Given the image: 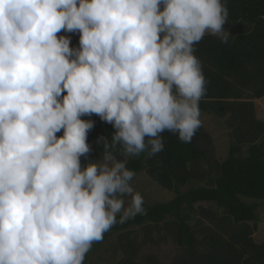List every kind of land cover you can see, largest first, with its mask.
Listing matches in <instances>:
<instances>
[{
  "label": "clouds",
  "instance_id": "1",
  "mask_svg": "<svg viewBox=\"0 0 264 264\" xmlns=\"http://www.w3.org/2000/svg\"><path fill=\"white\" fill-rule=\"evenodd\" d=\"M228 19L222 0H0V264H85L145 214L127 158L162 152L165 131L191 143L207 83L195 45L229 44ZM93 114L115 129L95 160Z\"/></svg>",
  "mask_w": 264,
  "mask_h": 264
},
{
  "label": "trees",
  "instance_id": "2",
  "mask_svg": "<svg viewBox=\"0 0 264 264\" xmlns=\"http://www.w3.org/2000/svg\"><path fill=\"white\" fill-rule=\"evenodd\" d=\"M229 10V22L242 25L243 30L232 37L229 44H221L211 35L195 45V55L202 61L206 78V95L200 101V111L226 119L235 139L226 160L219 165L214 178L204 187L191 188L184 193L178 189L192 180H203L198 170L202 162L210 163V138L201 127L191 143H183L177 134L161 133L164 150L154 156L142 152L129 157L127 167L136 174H146L168 191L176 190L169 202H160L145 208V214H137L125 223L112 227L123 231L144 223L159 224L167 217L174 219L176 245L193 249L196 238L190 222L195 215L208 218L198 203H211L224 210L234 224L239 226L254 222L250 231L237 232L230 241H220L218 235L210 238L212 250L205 254L192 252L176 258L173 264H264V244L256 245L251 235L257 229V204L242 199L264 200V124L256 121L250 103L233 101L242 98V90L264 95V0H222ZM79 46V45H78ZM95 121L87 142L92 145L90 159H99L102 145L96 143L101 136L111 138L115 129L99 116H82ZM60 132L58 135H62ZM259 141V142H258ZM248 145L247 155L241 157V145ZM82 165L87 161L81 158ZM132 183V181H131ZM119 219V218H118ZM233 235V234H232ZM221 250H224V254ZM218 256L219 259H214ZM130 257L118 264H132ZM146 264H158L151 258Z\"/></svg>",
  "mask_w": 264,
  "mask_h": 264
},
{
  "label": "rangeland",
  "instance_id": "3",
  "mask_svg": "<svg viewBox=\"0 0 264 264\" xmlns=\"http://www.w3.org/2000/svg\"><path fill=\"white\" fill-rule=\"evenodd\" d=\"M225 27L231 30L232 37L243 30L242 25L239 26V24L229 21ZM59 35H70V47H78L79 33L61 32L58 33ZM233 101L250 103L255 120L264 124V95L257 98L254 92L242 90V98ZM201 119L202 128L210 138L209 156L211 161L210 163L202 162L198 168L199 172L203 174V180L188 182L184 187L178 189L179 193H184L191 188L206 186L209 178H214L219 165L228 157L230 146L235 142L232 129L227 126L226 119L202 111ZM240 147V156L245 157L248 145L243 144ZM131 184L134 190L143 196L146 207L155 203L169 202L175 198L177 193L176 190L163 189L146 174L145 170L136 174ZM242 200L249 204H257V229L252 233L251 239L256 245L264 244V200L245 198ZM195 208L205 211L209 216L204 218L201 215H195L190 222L196 238V245L193 249H183L176 245L175 228L171 225L174 219L167 217L157 225L144 223L139 227L132 226L123 231H115L111 228L104 234L102 241L93 244L91 251L86 255L85 264H118L127 257L132 259V264H146L149 258L158 264H173L176 258L185 253L205 254L212 250L211 246L214 244L210 238L213 234L218 235L221 242L230 241L231 237L235 236L234 234L250 231L254 225V222H248L242 226L234 224L232 218L228 217L222 208L211 203H198ZM221 251L224 254L225 251ZM214 259H219V257L215 256Z\"/></svg>",
  "mask_w": 264,
  "mask_h": 264
}]
</instances>
